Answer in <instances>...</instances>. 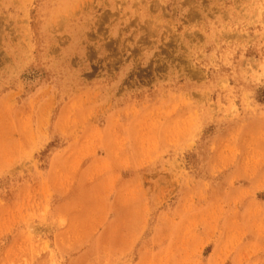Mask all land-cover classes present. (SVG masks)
I'll return each instance as SVG.
<instances>
[{"label": "rangeland", "instance_id": "obj_1", "mask_svg": "<svg viewBox=\"0 0 264 264\" xmlns=\"http://www.w3.org/2000/svg\"><path fill=\"white\" fill-rule=\"evenodd\" d=\"M0 264H264V0H0Z\"/></svg>", "mask_w": 264, "mask_h": 264}]
</instances>
